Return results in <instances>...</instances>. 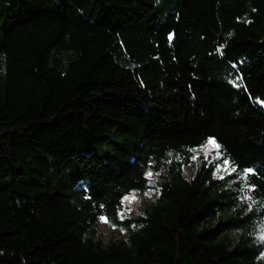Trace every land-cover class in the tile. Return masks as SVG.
Listing matches in <instances>:
<instances>
[{
    "label": "trees",
    "instance_id": "obj_1",
    "mask_svg": "<svg viewBox=\"0 0 264 264\" xmlns=\"http://www.w3.org/2000/svg\"><path fill=\"white\" fill-rule=\"evenodd\" d=\"M263 233L264 0H0V264H263Z\"/></svg>",
    "mask_w": 264,
    "mask_h": 264
},
{
    "label": "rangeland",
    "instance_id": "obj_2",
    "mask_svg": "<svg viewBox=\"0 0 264 264\" xmlns=\"http://www.w3.org/2000/svg\"><path fill=\"white\" fill-rule=\"evenodd\" d=\"M208 150H214V146L210 145ZM221 171L225 173L229 172L228 170L226 171L224 168H221ZM192 174L193 172L190 169L185 168V176L187 179H189ZM156 197L157 192L155 190L150 191L142 201L137 200L132 196L127 197V199H125L124 201V210L122 212L123 216H120L121 219H132L133 217L143 215L144 208L148 206ZM128 209H131V211H128ZM126 234L127 233L125 229L110 228L103 222L99 228V236L104 244H107L108 241L111 239H124L126 237ZM261 236H264V233ZM261 259L262 263L264 264V253L261 255Z\"/></svg>",
    "mask_w": 264,
    "mask_h": 264
},
{
    "label": "snow or ice",
    "instance_id": "obj_3",
    "mask_svg": "<svg viewBox=\"0 0 264 264\" xmlns=\"http://www.w3.org/2000/svg\"><path fill=\"white\" fill-rule=\"evenodd\" d=\"M171 35L169 36V39H171ZM208 144L211 145H215V148L218 150L220 148V145L216 143L214 138H209L207 141ZM217 159H218V163L215 165L216 170H219L220 168H224L226 171L228 169H232V165H233V161L229 160V159H225L221 154H219V152L217 151ZM192 159H198V157H192ZM235 169H232V172H234ZM243 171L246 173L245 179H248V177L252 176V175H256L258 174V170L255 169H251V168H245L243 169ZM232 172L229 173V175H232ZM152 173L148 172L146 173V176H151ZM250 190L254 191L255 190V185H250ZM124 199H127V197H125ZM134 199V198H133ZM128 211H131V209H128ZM121 217L123 216V213H118ZM99 220L103 223H109V219L106 216H100ZM113 228H115V225H112ZM261 241H264V236L260 237Z\"/></svg>",
    "mask_w": 264,
    "mask_h": 264
}]
</instances>
